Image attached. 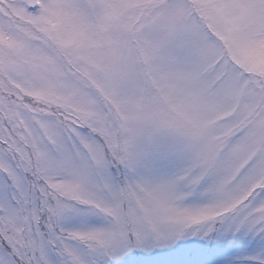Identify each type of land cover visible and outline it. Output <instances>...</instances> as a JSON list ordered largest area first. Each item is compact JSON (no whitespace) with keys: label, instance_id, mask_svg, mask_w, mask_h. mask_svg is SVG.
Listing matches in <instances>:
<instances>
[{"label":"snow or ice","instance_id":"snow-or-ice-1","mask_svg":"<svg viewBox=\"0 0 264 264\" xmlns=\"http://www.w3.org/2000/svg\"><path fill=\"white\" fill-rule=\"evenodd\" d=\"M0 264H264V0H0Z\"/></svg>","mask_w":264,"mask_h":264}]
</instances>
